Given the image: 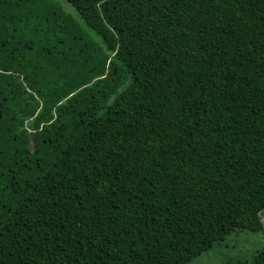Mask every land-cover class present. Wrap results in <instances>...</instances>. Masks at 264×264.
<instances>
[{
    "label": "trees",
    "instance_id": "obj_1",
    "mask_svg": "<svg viewBox=\"0 0 264 264\" xmlns=\"http://www.w3.org/2000/svg\"><path fill=\"white\" fill-rule=\"evenodd\" d=\"M65 1L0 0V264H189L260 231L264 0Z\"/></svg>",
    "mask_w": 264,
    "mask_h": 264
},
{
    "label": "rangeland",
    "instance_id": "obj_2",
    "mask_svg": "<svg viewBox=\"0 0 264 264\" xmlns=\"http://www.w3.org/2000/svg\"><path fill=\"white\" fill-rule=\"evenodd\" d=\"M66 11L80 19L65 0H56ZM92 38L100 41L98 36L87 28ZM263 227L260 231L240 230L228 234L213 248L199 255L189 264H230L237 259H248L264 245V211L261 213Z\"/></svg>",
    "mask_w": 264,
    "mask_h": 264
}]
</instances>
